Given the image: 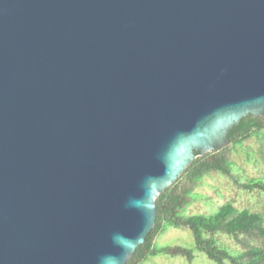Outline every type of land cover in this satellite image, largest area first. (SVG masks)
Wrapping results in <instances>:
<instances>
[{
    "label": "water",
    "instance_id": "obj_1",
    "mask_svg": "<svg viewBox=\"0 0 264 264\" xmlns=\"http://www.w3.org/2000/svg\"><path fill=\"white\" fill-rule=\"evenodd\" d=\"M247 114L264 0H0V264H125Z\"/></svg>",
    "mask_w": 264,
    "mask_h": 264
},
{
    "label": "trees",
    "instance_id": "obj_2",
    "mask_svg": "<svg viewBox=\"0 0 264 264\" xmlns=\"http://www.w3.org/2000/svg\"><path fill=\"white\" fill-rule=\"evenodd\" d=\"M226 136L223 147L197 155L155 198L153 227L125 264H144L157 255L191 264L197 253L211 264H264V175L259 174L264 150L254 153L249 146L251 141L264 146V115L241 117ZM215 179L235 196L249 198V206L226 199ZM169 228L188 231L192 245L157 246V237Z\"/></svg>",
    "mask_w": 264,
    "mask_h": 264
},
{
    "label": "rangeland",
    "instance_id": "obj_3",
    "mask_svg": "<svg viewBox=\"0 0 264 264\" xmlns=\"http://www.w3.org/2000/svg\"><path fill=\"white\" fill-rule=\"evenodd\" d=\"M249 146L252 150H254V153H259L261 149L264 150V146L262 147L258 143L255 145V143L252 141L249 143ZM237 157L240 158L241 154H238ZM257 158H258V155H257ZM259 167H260L259 174L264 175V164H262L261 161L259 163ZM248 168H249V172L251 173L252 166L250 165ZM215 184L218 187V190H220L225 195L226 199L230 197H235L238 199L240 206H244V207L249 206V198H246L245 196L243 197V195L241 194H238L235 196V194L231 190V187L225 182L215 179ZM259 204L261 205L262 201ZM188 211L190 212V208ZM194 211L196 210L194 209ZM194 211L192 210L191 212H194ZM184 212H187V211L184 210ZM192 243H193L192 236L188 231L178 230L174 228L167 229V231L159 235L156 240L157 246H173V245L191 246ZM144 264H189V263H187L185 259L182 257L171 258V257H167L164 255H157V256L150 257L149 259H147L144 262ZM191 264H211V263H209L208 260L204 256L197 253V256L194 258Z\"/></svg>",
    "mask_w": 264,
    "mask_h": 264
}]
</instances>
